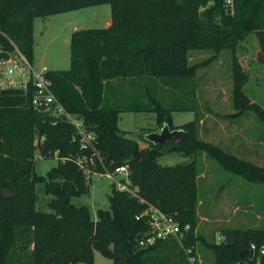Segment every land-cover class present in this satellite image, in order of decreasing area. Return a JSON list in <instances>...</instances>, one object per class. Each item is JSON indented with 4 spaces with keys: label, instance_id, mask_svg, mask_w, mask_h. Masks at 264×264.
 Segmentation results:
<instances>
[{
    "label": "trees",
    "instance_id": "16d2710c",
    "mask_svg": "<svg viewBox=\"0 0 264 264\" xmlns=\"http://www.w3.org/2000/svg\"><path fill=\"white\" fill-rule=\"evenodd\" d=\"M102 3L111 4L112 23L74 30L70 67L46 72L67 109L85 128L95 127L93 146H82L81 134L66 116L35 110L18 89L0 90V264H43L49 255L53 264H94L95 250L115 264H193L201 238L195 229L198 170L193 163L159 162L167 154L186 152V143L244 181L264 184V165L198 139L196 99L198 68L225 48L235 53L238 41L252 31L259 43L257 60L264 63V0H0V55L18 45L33 62L35 17ZM196 48L215 52L190 63L189 51ZM233 77L239 113L253 109L264 121V106L245 91L246 72L236 56ZM175 110H195L196 117L176 125ZM123 111H154L159 125L183 127L185 137L154 144L144 136L148 146L143 147L121 130ZM95 152L110 170L128 164L138 195L113 184L110 209H99L97 220L87 206L72 202L89 189L79 159ZM37 155L59 158L46 177L35 172ZM106 170L99 163L89 173ZM38 182L53 195L51 212L37 208ZM3 188L13 196L6 197ZM149 204L190 225L182 244L170 238L140 246L148 225L136 216ZM221 235L209 245L216 264H264V228L226 227ZM253 244L250 258L242 252Z\"/></svg>",
    "mask_w": 264,
    "mask_h": 264
},
{
    "label": "rangeland",
    "instance_id": "374dc122",
    "mask_svg": "<svg viewBox=\"0 0 264 264\" xmlns=\"http://www.w3.org/2000/svg\"><path fill=\"white\" fill-rule=\"evenodd\" d=\"M112 23L110 3L90 5L70 11L45 14L33 20L34 54L33 66L40 71L65 69L71 65L70 39L78 28L105 26ZM109 24V25H110ZM259 43L254 31L246 39L238 41L235 53L223 49L218 58L200 66L196 75V99L198 114V139L223 147L257 164L264 165V121L253 109L243 113L234 104L233 57L236 56L246 72L244 89L250 99L264 106V64L257 61ZM214 50L191 49L190 63L206 60ZM174 121L180 125L196 117L195 110L173 111ZM119 126L128 136L148 146L144 134L160 131L154 111H123ZM186 152L171 153L159 159L162 165L193 163L198 170L196 232L193 264H216L210 243L219 242L221 230L226 227L264 228V184L244 181L241 177L225 171L219 163L201 148L184 144ZM59 158L35 159V172L46 177L57 166ZM87 173V172H86ZM120 174L117 178H120ZM89 189L76 195L72 202L87 206L92 219H98L99 209H110L109 194L113 180L99 173L86 175ZM37 208L51 212L49 202L53 195L45 191L44 182L36 185ZM74 264H85L82 262ZM94 264H115L114 260L95 250Z\"/></svg>",
    "mask_w": 264,
    "mask_h": 264
},
{
    "label": "built area",
    "instance_id": "2783aa9c",
    "mask_svg": "<svg viewBox=\"0 0 264 264\" xmlns=\"http://www.w3.org/2000/svg\"><path fill=\"white\" fill-rule=\"evenodd\" d=\"M4 51L5 53L0 55V90L18 89L27 97L29 106L35 110L53 117L66 116L76 125L78 132L81 134L82 146H93L95 134L89 130L90 127L85 128L83 126L82 119L75 113L70 112L55 93L52 80L46 74L47 68L44 67L40 71L36 70L33 62L18 45ZM99 163L107 169L100 175L111 178L119 190H127L138 196L136 191L131 188V175L128 164L110 170L106 167L104 157L99 152H95L91 157L85 156L79 159L81 168L87 173L90 171L91 166H96ZM118 174L121 175L120 178H117ZM140 200L146 202L144 198H140ZM136 219H144L148 225L147 232L139 241L142 247L170 238H175L182 244L186 233L191 228L189 224H182L176 214L164 212L154 204H149L144 212L136 216ZM223 238V236L220 237L219 241ZM251 249L255 254L256 245L253 244ZM261 250H264V247Z\"/></svg>",
    "mask_w": 264,
    "mask_h": 264
},
{
    "label": "water",
    "instance_id": "95a60500",
    "mask_svg": "<svg viewBox=\"0 0 264 264\" xmlns=\"http://www.w3.org/2000/svg\"><path fill=\"white\" fill-rule=\"evenodd\" d=\"M90 131H95V127L89 128ZM185 130L183 127H171L168 122H164L160 128V131H151L145 133L146 140L154 144H164L170 142H181L185 137ZM3 192L6 197H12L13 193L8 188H3ZM242 253L248 255L250 258L254 257V251L252 249H245ZM43 264H53V257L49 255ZM240 264H250L248 262H241Z\"/></svg>",
    "mask_w": 264,
    "mask_h": 264
},
{
    "label": "crops",
    "instance_id": "0c3cea01",
    "mask_svg": "<svg viewBox=\"0 0 264 264\" xmlns=\"http://www.w3.org/2000/svg\"><path fill=\"white\" fill-rule=\"evenodd\" d=\"M110 24V23H109ZM109 24H107V25H105V26H108ZM257 59V58H256ZM258 61V60H257ZM261 64H264V63H261ZM174 123H175V121H174ZM176 124V123H175ZM177 125V124H176Z\"/></svg>",
    "mask_w": 264,
    "mask_h": 264
}]
</instances>
